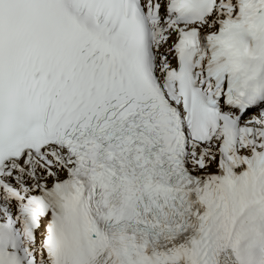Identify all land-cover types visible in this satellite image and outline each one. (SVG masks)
Wrapping results in <instances>:
<instances>
[{
  "label": "snow or ice",
  "instance_id": "1",
  "mask_svg": "<svg viewBox=\"0 0 264 264\" xmlns=\"http://www.w3.org/2000/svg\"><path fill=\"white\" fill-rule=\"evenodd\" d=\"M0 264H264V0H0Z\"/></svg>",
  "mask_w": 264,
  "mask_h": 264
}]
</instances>
